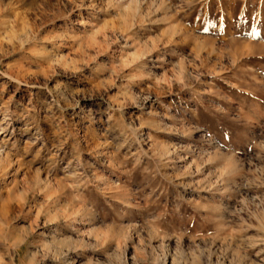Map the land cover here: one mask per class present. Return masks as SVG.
Here are the masks:
<instances>
[{
	"label": "rangeland",
	"instance_id": "obj_1",
	"mask_svg": "<svg viewBox=\"0 0 264 264\" xmlns=\"http://www.w3.org/2000/svg\"><path fill=\"white\" fill-rule=\"evenodd\" d=\"M0 163V264H264V0H0Z\"/></svg>",
	"mask_w": 264,
	"mask_h": 264
},
{
	"label": "bare ground",
	"instance_id": "obj_2",
	"mask_svg": "<svg viewBox=\"0 0 264 264\" xmlns=\"http://www.w3.org/2000/svg\"><path fill=\"white\" fill-rule=\"evenodd\" d=\"M6 160V159H5ZM8 161V160H7ZM1 164V163H0ZM22 241V240H21ZM23 241H24V239H23ZM21 243V242H20ZM19 244V243H18ZM19 245H21V244H19Z\"/></svg>",
	"mask_w": 264,
	"mask_h": 264
}]
</instances>
